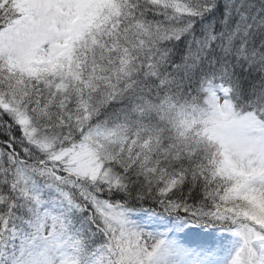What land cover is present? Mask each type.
I'll return each instance as SVG.
<instances>
[{"label": "snow or ice", "instance_id": "snow-or-ice-1", "mask_svg": "<svg viewBox=\"0 0 264 264\" xmlns=\"http://www.w3.org/2000/svg\"><path fill=\"white\" fill-rule=\"evenodd\" d=\"M0 133V264H152L130 201L264 264V0H0Z\"/></svg>", "mask_w": 264, "mask_h": 264}, {"label": "rangeland", "instance_id": "rangeland-1", "mask_svg": "<svg viewBox=\"0 0 264 264\" xmlns=\"http://www.w3.org/2000/svg\"><path fill=\"white\" fill-rule=\"evenodd\" d=\"M95 1V2H94ZM90 3L101 6L100 0H90ZM114 3V0L107 2ZM104 6V5H102ZM94 10L90 15L94 17ZM189 241L183 244L165 243L160 241L152 264H230L236 252L242 246V238L232 231H224L219 227L207 229L200 225H191ZM257 251L264 250V244L256 243Z\"/></svg>", "mask_w": 264, "mask_h": 264}, {"label": "trees", "instance_id": "trees-1", "mask_svg": "<svg viewBox=\"0 0 264 264\" xmlns=\"http://www.w3.org/2000/svg\"><path fill=\"white\" fill-rule=\"evenodd\" d=\"M100 2L104 6L108 5V0H100ZM102 5L100 7H104ZM97 9L99 10V8ZM3 138L4 134L0 133V140H3ZM182 192L187 193L188 187H184ZM192 194L194 200H198L200 198L201 192L199 189H193ZM48 195H50V193L45 190V197L47 198ZM107 198L118 203H123L126 199L125 194L121 192H113ZM130 203L135 208V211L130 212L128 214V218L139 229L151 233L155 237L165 241V243H173L177 245L187 243L189 241L190 237L188 227L192 224L186 223L184 220L178 219L175 216H168L166 214L159 213L153 214L151 211H149V209L155 207L152 201L144 203L142 207L135 201H130ZM77 227H79V225H77ZM205 227L208 229H214V227ZM31 252L32 256H34L37 260H40L43 247L37 245L31 249Z\"/></svg>", "mask_w": 264, "mask_h": 264}]
</instances>
